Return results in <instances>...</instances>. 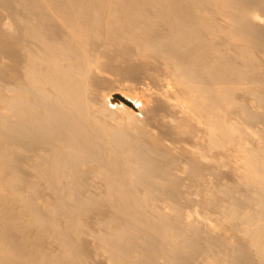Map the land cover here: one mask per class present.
<instances>
[{
    "label": "bare ground",
    "instance_id": "obj_1",
    "mask_svg": "<svg viewBox=\"0 0 264 264\" xmlns=\"http://www.w3.org/2000/svg\"><path fill=\"white\" fill-rule=\"evenodd\" d=\"M0 264H264V0H0Z\"/></svg>",
    "mask_w": 264,
    "mask_h": 264
},
{
    "label": "rangeland",
    "instance_id": "obj_2",
    "mask_svg": "<svg viewBox=\"0 0 264 264\" xmlns=\"http://www.w3.org/2000/svg\"><path fill=\"white\" fill-rule=\"evenodd\" d=\"M141 86L142 84H138V86L134 85V87L124 86L121 84L117 86V92L122 90L123 93H116L117 98H119L122 102L121 106H124L123 108L126 109H132V111L136 115L135 117L137 118L142 117V115H144L146 111V108L151 107V105L153 104L152 98L150 96L151 91L145 85H143L144 87ZM122 107H119L118 110L121 114L124 115L125 113Z\"/></svg>",
    "mask_w": 264,
    "mask_h": 264
}]
</instances>
